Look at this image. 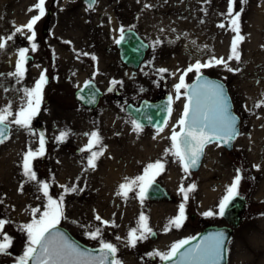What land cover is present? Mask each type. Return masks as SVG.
I'll return each mask as SVG.
<instances>
[{"label":"rangeland","instance_id":"1","mask_svg":"<svg viewBox=\"0 0 264 264\" xmlns=\"http://www.w3.org/2000/svg\"><path fill=\"white\" fill-rule=\"evenodd\" d=\"M37 2L0 0V37H7L38 14V10L29 11ZM146 4L151 7L146 8ZM234 7L235 11L242 9L239 28L244 39L238 45L240 61L233 59L228 65L239 70L230 72L220 65L201 71L226 84L234 108L243 118V133L236 140L232 155L215 145L207 147L197 173H185L177 158L166 153L171 148L173 128L178 125L177 113L184 92L182 89L181 98L175 99L174 85L197 60L205 62L212 56L228 59L235 36L230 17L225 15L228 0H95L90 9L80 0H46L45 9L50 14L35 25L36 51H31L33 42L27 39L30 33L26 29L8 41L7 47L0 50V107L11 102L15 113L23 104L22 89L34 87L42 73L47 83L40 110L31 122L32 132L10 125L9 138L0 143V218L10 221L3 232L12 238L8 254H0V264H16L25 250L27 235L21 226L39 218L47 205V198L40 191L41 181L49 183V194L57 200L63 194L61 185L77 187L76 192L64 194V217L58 224L75 239L88 246H100L99 239L86 234L100 227V239L116 245V258L121 264H159L160 259L150 253L169 251L172 244L206 224H224L218 214L219 204L233 181L235 166L242 170L238 193L246 196V207L241 224L227 243L226 264H264V106L255 107L264 100V9L260 11L264 0H236ZM221 23L224 28L218 27ZM121 28L133 29L148 45L134 70L118 58L115 42ZM73 41H82V51L96 59L82 54L85 68L73 64L76 67L56 69V75L48 71L50 49L54 47H58L57 58L60 51L71 63L72 56L79 60V50L71 49ZM20 48H28L27 56L32 59L25 65L24 78L17 83L8 74L15 71ZM41 67L43 72H39ZM160 68L168 71L160 73ZM195 74L187 73L185 83ZM84 79H93L103 95L92 109L80 110L72 95ZM112 81L120 83L113 86ZM110 87L112 91L108 90ZM158 88L173 97L168 123L162 131H134L123 106L140 98H153ZM61 131L70 134L65 141L57 142L55 137ZM92 131L102 137L101 145L93 150L105 149L94 170L87 168L89 153L80 151L89 141L85 134ZM40 134L45 137V151L33 160L37 181H28L23 175V156L29 149L39 148ZM157 160L164 168L154 181L170 192V200L141 201L138 187L127 198L117 195L126 178L143 175L146 166ZM191 185L195 187L185 201L180 188ZM181 203L185 205V219L176 228L170 221L178 215ZM34 209L39 210L35 216ZM210 210L216 214L205 216ZM141 214L148 218L155 239L138 241L131 247L127 234L138 226ZM97 215L103 221H114L116 227L103 225L95 219Z\"/></svg>","mask_w":264,"mask_h":264},{"label":"snow or ice","instance_id":"2","mask_svg":"<svg viewBox=\"0 0 264 264\" xmlns=\"http://www.w3.org/2000/svg\"><path fill=\"white\" fill-rule=\"evenodd\" d=\"M95 0H89V3H94ZM236 0H228L227 15L230 17V29L235 33V36L231 42V54L228 59L223 57L216 58L212 56L205 62L197 60L195 64H190L184 73L180 75L179 82L174 85L176 96L175 99L181 98V90H185L183 95L186 97V102L183 107V112L179 119L178 126L179 132L173 128L171 137V148L166 149V153L171 152L182 165L185 173L190 169L198 166L199 160L203 155L204 148L209 143H217L218 146L222 142L229 144L235 136L239 133L237 131V117L232 114L231 106L228 101V97L225 94L224 86L219 83L208 81L202 76V69L212 68L214 66L223 65L228 71H238L239 69H233L229 67L228 61L235 59L240 61V53L238 51L239 43L244 39L240 35L239 19L240 11H235ZM246 3V0H243ZM46 0H38V2L29 9V11L38 10V14L31 17L26 25L16 27L15 31L9 34L7 37H0V50L7 47L8 41H13L17 34H21L26 29L30 35L27 39L31 42V51H36L37 45L34 42L36 40L35 25L46 15L45 9ZM145 7H151L145 5ZM218 27L224 28L223 23ZM123 33L124 29H120ZM123 35L120 39L116 40V43H121ZM69 43V42H65ZM159 43V41H157ZM195 44V41H193ZM207 47V46H205ZM28 48H20L18 50V59L15 65V71L9 73L19 83L25 76V65L28 60ZM80 54L78 53L77 56ZM83 55H88L83 53ZM96 59L95 56L92 57ZM160 73H165L168 70L160 68L157 70ZM196 73L197 83L194 85H187L185 83V76L190 72ZM47 83L46 76L42 73L39 79L36 81L35 86L32 88L22 89L23 104L19 109L13 113L11 102L4 107H0V143H3L9 138L11 131L10 125H16L20 128L28 129L32 132L31 122L33 118L38 114L42 101L43 87ZM112 85H116L117 81H112ZM3 87V85H0ZM85 87L90 88L91 82L86 83ZM8 89L5 88V91ZM112 91V87L108 89ZM95 94L93 93L89 99V102H95ZM173 97H168V106L166 112L170 115L172 111ZM264 106V100L259 101L255 107L260 108ZM9 117H12L9 120ZM134 131L139 132L141 125L136 121H133ZM166 124L167 121L165 120ZM158 131H162V128ZM35 134V133H33ZM68 131H61L58 136L55 137L57 142H63L69 136ZM89 136L88 144L85 148L81 149V152L87 151V168L95 169L96 161L101 155H103L104 148L100 147L99 151L93 150L97 146L101 145L102 137L98 131H92ZM155 138V137H154ZM45 137L43 134L39 135V148L35 151L29 149L23 156L22 168L23 175L27 177L28 181H37V174L33 170V160L39 156H42L45 151ZM254 167H259L258 165ZM87 168L85 170H87ZM164 164L157 160L154 163H150L144 169V174L135 177L134 179H127L124 183L119 185V191L117 195L128 197L129 192L135 188H139V198L143 201L148 188L154 183L155 176L163 170ZM242 176L240 170L237 169V173L233 178L232 183L226 189V195L222 198L219 204V215L225 214L226 208L231 201L239 194L238 189ZM40 191L43 196L47 198V205L39 218H34L30 223L21 226L22 230L26 232L27 243L25 250L16 262V264H121L117 259V247L111 242H106L100 239L102 235V229L96 227L94 231L86 233L91 239H99L100 249L99 254L94 255L92 252L81 250L78 245L71 242L67 236L62 232L56 231V226L60 220L64 217L63 201L64 194L76 192L77 187L75 185L65 186L63 188V194H61L59 200L53 199L49 194L50 185L47 182L41 181L39 184ZM195 185L189 186L185 189L183 186L180 188V192L184 195V200H188V193L194 189ZM38 209L33 210V214L38 212ZM216 213L213 211L205 212V216H213ZM97 221H100L103 225L111 224L112 227H116L114 221H103L102 218L95 216ZM147 217L143 214L139 217L138 226L130 229L127 234V244L131 247H135L138 241L147 240L150 235H154L152 229L148 226ZM185 219V205L181 203L179 206L178 215L175 216L170 224L179 228L182 226ZM10 223L5 219L0 218V234H3V239L0 240V254H8V249L12 245V238L3 232L5 225ZM120 239L119 236L116 237ZM225 235L223 232L216 233L205 237L200 244L187 248L185 251H181L185 245L189 243L188 240H181L172 244L171 248L167 252L154 251L149 255L152 257H158L161 261L171 262V264H220L225 252Z\"/></svg>","mask_w":264,"mask_h":264},{"label":"water","instance_id":"3","mask_svg":"<svg viewBox=\"0 0 264 264\" xmlns=\"http://www.w3.org/2000/svg\"><path fill=\"white\" fill-rule=\"evenodd\" d=\"M81 1L87 8H91L92 5L94 4V3L90 4L89 0H81ZM121 35H123L124 37L123 40H121V43L119 44L116 43L119 59L128 68L135 69L138 66V64L141 62L148 45L138 36V34L133 29H129V28L124 29L123 33H120L118 39H120ZM28 60H30L29 56H28ZM202 76L204 79L208 81L219 83L224 86L225 94L228 97V101L231 106V112L233 115H235V113L232 110V103L227 93L226 85L217 78L210 77L205 74H202ZM88 82H91L90 88L85 87L86 83ZM196 83H197V78L195 75L194 78L187 85H194ZM93 93L95 94L94 96L95 102H89V99ZM100 96H101L100 89L90 80L84 82L82 86L76 88L73 92L74 99L86 108H93L97 104L98 98ZM168 97H169L168 95H164L162 98H159L155 101L142 99L139 101V103L136 106L128 103L124 106V111L133 121L139 123L141 127H149L157 130L162 128L165 124L164 121L167 120L168 113L166 112V108L168 106ZM236 127L238 131V117H237ZM232 141L229 144H224L221 142L219 145L222 146L225 150H230L232 146ZM201 159L202 156L199 160L198 166L190 169L189 171L198 170ZM144 198L148 201H154V202L168 201L170 199V195L161 184L154 182L152 186L148 188ZM244 206H245V199L237 195L235 199H233L229 204V206L226 208L225 214L221 216L225 224L206 225L202 227L193 236L186 239L189 241V243L185 245L184 248L181 249V251L183 252L187 248L200 244L201 241L209 235L223 232L226 237L225 252L220 264H226L227 261L226 246L233 230L237 228L242 221L241 213L244 210ZM56 231L62 232L65 236L69 238L71 242H74L76 245H78L81 250L92 252L94 255L99 254L100 247H89L82 244L80 241L75 239L64 227L57 225ZM149 238L154 239L155 234L150 235ZM29 264H31V262H29ZM160 264H171V262L160 261Z\"/></svg>","mask_w":264,"mask_h":264},{"label":"flooded vegetation","instance_id":"4","mask_svg":"<svg viewBox=\"0 0 264 264\" xmlns=\"http://www.w3.org/2000/svg\"><path fill=\"white\" fill-rule=\"evenodd\" d=\"M81 1V0H80ZM82 2V1H81ZM49 14H50V10L49 9H46V15L44 16L45 18H48L49 17ZM42 32H45L44 30L42 31ZM82 36V35H81ZM117 40V39H116ZM73 43H74V46H72L71 47V49H73V51L75 52V51H77V50H79V60H77V59H75V58H73V56H72V59L74 60L73 61V63H71L70 62V59H69V57H67V56H64L60 51H59V53H58V58L56 57V55H55V52H57L58 51V47H54L55 49H52L53 50V53H52V50L50 49V57H49V61H48V63H49V65H50V68H49V70L48 71H52V73H56V69H60L62 66H72V67H76V65L78 66V67H81V69H83V68H85V66L83 65L82 66V63H86V61H85V58H84V61H83V58H82V54L83 53H86V51L85 50H83L82 51V41H73ZM69 44V43H68ZM71 46V45H70ZM79 47V48H78ZM54 50H56V51H54ZM83 56H87V55H83ZM90 58H92L93 56L92 55H88ZM31 59H32V57H31ZM66 61H68V62H66ZM94 61V60H93ZM66 62V63H65ZM92 62V61H91ZM73 64H76V65H73ZM45 66V65H44ZM94 68H95V66H93V69H91L90 68V70L91 71H93L94 70ZM82 71V70H81ZM39 72H43V68L41 67L40 68V70H39ZM79 72H80V70H79ZM57 74V73H56ZM55 74V75H56ZM80 75H82V72H81V74ZM46 79H47V77H46ZM87 80H92L93 81V79H84L82 82H81V85H82V83H84L85 81H87ZM74 91V90H73ZM102 95H103V91H101V96L98 98V100L102 97ZM164 95H168V96H170V94L169 93H165V92H163V90L161 89V88H158V92H156V96H154L153 98H140L136 103H132V102H128V103H130V104H132V105H137L138 103H139V101L140 100H142V99H146V100H152V101H155V100H157V99H159V98H162ZM73 96V95H72ZM74 99V98H73ZM76 101V100H75ZM76 103H77V105H78V108L77 109H80V110H82V105L80 104V103H78L77 101H76ZM83 109H85V108H83ZM233 110H234V112L238 115V135L234 138V141L232 142V146H231V149L230 150H225L222 146H218V144H214L216 147L215 148H219L221 151H223L225 154H227V155H232L233 154V152H235L236 150H235V147H236V144H235V142H236V140L238 139V137L243 133V130H242V127H241V124H242V122H243V118H242V116L237 112V110L234 108V105H233ZM42 133V132H41ZM104 152H105V149H104ZM234 163L235 162H238V159L236 158V157H234ZM203 162H204V155H203V158H202V160H201V163H200V166H199V169H200V167H201V165L203 164ZM236 164V163H235ZM237 165V164H236ZM236 167V171H234L235 172V175H236V173H237V169H239L240 171H242L241 170V167L240 166H235ZM199 169L198 170H196L194 173H197L198 171H199ZM241 174V173H240ZM238 195H240V193L238 194ZM240 196H243V197H245L246 198V196H244V195H240ZM207 225V224H206Z\"/></svg>","mask_w":264,"mask_h":264},{"label":"bare ground","instance_id":"5","mask_svg":"<svg viewBox=\"0 0 264 264\" xmlns=\"http://www.w3.org/2000/svg\"><path fill=\"white\" fill-rule=\"evenodd\" d=\"M264 8L260 9V11H263Z\"/></svg>","mask_w":264,"mask_h":264}]
</instances>
